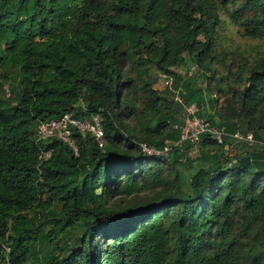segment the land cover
<instances>
[{
	"label": "trees",
	"instance_id": "1",
	"mask_svg": "<svg viewBox=\"0 0 264 264\" xmlns=\"http://www.w3.org/2000/svg\"><path fill=\"white\" fill-rule=\"evenodd\" d=\"M225 14L261 41L246 62L220 51ZM260 50L264 0H0V264H264ZM189 104L256 143L144 154L180 139ZM67 112L97 114L104 146L76 129L77 153L38 140Z\"/></svg>",
	"mask_w": 264,
	"mask_h": 264
},
{
	"label": "built area",
	"instance_id": "2",
	"mask_svg": "<svg viewBox=\"0 0 264 264\" xmlns=\"http://www.w3.org/2000/svg\"><path fill=\"white\" fill-rule=\"evenodd\" d=\"M168 82L167 80L166 83ZM175 99H179V97L175 96ZM198 112L199 108L195 104L184 106L183 123L181 125L182 132L178 141H165L162 148H157L155 145L147 142H139L140 150L149 156H167L173 146L178 147L180 152H185L183 143L188 142L191 145H197L203 134L208 135L210 139L217 142H222L225 138H230L236 142L245 143L248 146L256 143L251 132H244L239 128L233 132H229L225 126L217 125L198 116ZM74 129L89 134L94 138L99 147L104 146V130L97 114H92L85 118H78L67 112L58 118L40 121L36 127V136L38 140L42 141L57 138L67 143L77 153V146L72 135ZM50 155L51 150L41 151L40 158L46 160Z\"/></svg>",
	"mask_w": 264,
	"mask_h": 264
},
{
	"label": "rangeland",
	"instance_id": "3",
	"mask_svg": "<svg viewBox=\"0 0 264 264\" xmlns=\"http://www.w3.org/2000/svg\"><path fill=\"white\" fill-rule=\"evenodd\" d=\"M223 19H224V26L222 28V30L220 31L221 33V37L219 39L220 44V51L225 52L226 50H228V55L231 54L233 58H235V60L238 62H246L248 60V54L250 53L251 47L253 45H262L261 41L258 39H246L241 37L238 33H237V25H235V23L230 19V17L225 14L223 15ZM256 47V46H254ZM259 52H264V50H260ZM230 59H227V62H229ZM187 65H181L179 67H175L174 70L176 72H178L179 74L186 76V75H190L192 73V71H188ZM217 69L219 70L218 73H216V75H221L223 74V66L222 65H217ZM152 73L156 76L157 78V82L154 85L155 88H157L158 90H162L164 89L166 86V78L165 75L158 73L155 69L152 70ZM206 82H203V85H205ZM212 96L214 97H219V94L214 90L212 93ZM223 100H221V102L218 104V106H220L221 104H223ZM205 108H207V111L209 110V106H205ZM242 144L241 142H235L233 143V150L237 151L239 148V145ZM197 145H192V147L190 149H188L187 153H186V157L189 160H196L199 156V153L197 151ZM185 160L182 161V164H178L177 167L179 169V171L183 174V175H187L189 173V170H185L184 169V164ZM100 244L103 247V241L100 240Z\"/></svg>",
	"mask_w": 264,
	"mask_h": 264
},
{
	"label": "water",
	"instance_id": "4",
	"mask_svg": "<svg viewBox=\"0 0 264 264\" xmlns=\"http://www.w3.org/2000/svg\"><path fill=\"white\" fill-rule=\"evenodd\" d=\"M249 161H250V157H249V156H244V157H242V158L240 159V163H241L242 165L247 164Z\"/></svg>",
	"mask_w": 264,
	"mask_h": 264
}]
</instances>
